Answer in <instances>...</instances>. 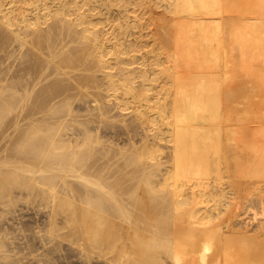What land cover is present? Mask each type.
<instances>
[{"label": "bare ground", "instance_id": "1", "mask_svg": "<svg viewBox=\"0 0 264 264\" xmlns=\"http://www.w3.org/2000/svg\"><path fill=\"white\" fill-rule=\"evenodd\" d=\"M235 1L0 0V264H264V0Z\"/></svg>", "mask_w": 264, "mask_h": 264}, {"label": "rangeland", "instance_id": "2", "mask_svg": "<svg viewBox=\"0 0 264 264\" xmlns=\"http://www.w3.org/2000/svg\"><path fill=\"white\" fill-rule=\"evenodd\" d=\"M240 1V2H239ZM246 1V0H245ZM244 0H236L235 1V6L237 5H240L241 7L243 6V2H245ZM242 4V5H241ZM115 9H116V7H114ZM157 9V8H156ZM155 9V11H156V15H157V12H158V14H159V16L157 15V19H158V17H159V19H161V17H160V15H162V17H164L165 15H164V13H161V9L159 10V9H157L156 10ZM161 13V14H160ZM246 14V13H245ZM245 14H243V15H245ZM240 12H232V13H230V14H225V21L226 20H230V19H232V18H241V17H244ZM232 17V18H231ZM153 28H151L150 30H152ZM143 31H145V29H143ZM149 35H151V34H149ZM148 35V37H150ZM264 56H262L261 58H259V60H258V58H256L255 60L257 61V62H259L260 63V67H259V63H258V65H257V62H255V61H253L252 60V62H254V63H251V70H252V72H257L256 73V75H254V73H253V75L252 76H250V77H248V79L249 80H258V81H261L262 82V84H263V87H264V71L262 70V69H264ZM254 64V65H253ZM252 67H255L254 69H252ZM259 69H260V71H263V74H261L262 72H259ZM258 70V71H257ZM258 74L259 75H261L262 77H258ZM182 89V87H177V88H175L174 90H181ZM186 90V89H185ZM184 90V91H185ZM188 90V89H187ZM259 97V96H258ZM257 96H256V99L258 98ZM188 98V97H187ZM260 99V98H259ZM263 99V98H262ZM187 100V99H186ZM258 100V99H257ZM190 102V100H187V104ZM263 112V114H264V109H262V110H259V112ZM261 113H258L257 112V114H256V116H258V117H261V119L260 118H256V120L254 119V120H252V118H251V116L250 115H248V114H245L244 116H242V121H243V133H244V135H245V140L248 142V144H251V148H250V152H251V154L252 155H256V154H261L264 150L263 149H261L259 146H258V144L259 145H264V138H262V137H260L259 136V132H261L263 129V127H264V120H262V119H264V115H260ZM260 115V116H259ZM238 116V118L240 117L241 118V116L240 115H237ZM212 118H213V116H212ZM258 126V127H257ZM228 127H231V125H229ZM259 129V130H258ZM264 131V130H263ZM258 136H259V139H258ZM261 138V139H260ZM258 139V140H257ZM254 142V143H253ZM191 149V148H190ZM258 182V183H257ZM263 182V183H262ZM257 185V186H256ZM253 186H256L255 188L253 187ZM262 187H264V180H255V182L254 183H252L251 185L249 184L248 185V187H247V190L245 191V193H244V196H243V198H242V202H243V200H244V202H243V204H242V208H241V213H245V212H248V213H245L244 215H243V217L244 218H246V216L248 215V218L250 217L251 218V222H253V223H248V218H247V221L246 222H244L245 220H243V221H241V223H242V225L243 226H248L247 228H251L250 229V231H251V233H250V231H249V233L250 234H256V228H257V224H255L256 223V216H261L260 214L259 215H256L255 213H254V211L253 210H250L249 211V207H254V205H255V208H258L259 209V207H260V203L259 204H257V202H259L258 201V198H259V196L261 195V194H264L263 192H264V190H263V188L261 189ZM257 189H258V191H257ZM260 189V190H259ZM250 191H251V193H250ZM255 193H254V192ZM257 191V192H256ZM260 192V193H259ZM247 194H248V196H247ZM253 194H255V195H253ZM246 197H247V199H246ZM245 199H246V201H245ZM254 199V200H253ZM253 200V201H252ZM251 203H252V206H249V205H251ZM18 204H21V206H25V209L22 211L23 213H22V215L21 216H23V218L24 219H26V221L28 222V223H30V224H33V222H34V218L36 217L35 215V213H37V206L36 207H32L33 205L30 203V200L29 201H27L25 198H19L18 199V201H17V203L15 204V205H18ZM0 205H3V204H0ZM249 207H248V206ZM256 205H257V207H256ZM245 206V207H244ZM259 206V207H258ZM3 207H4V209L6 208L5 207V205H3ZM3 207L2 206H0V209L1 210H3ZM244 208V209H243ZM246 210V211H245ZM243 211H245V212H243ZM40 215H41V211H40V213H39ZM8 215L9 216H11L12 214L11 213H8ZM31 217V218H30ZM42 218V217H41ZM42 220V219H41ZM250 220V219H249ZM244 222V223H243ZM249 224V225H248ZM252 224V225H251ZM254 224V225H253ZM252 226V227H251ZM254 226V227H253ZM252 228H254V229H252ZM253 231V232H252ZM28 232V236H31V234H30V232L29 231H27ZM26 232V233H27ZM21 234V235H20ZM237 234V233H236ZM234 235L235 237H240L239 236V234L238 235ZM18 235H20L19 237H23V233H18ZM41 243H39L38 245L39 246H41L40 245ZM63 245H65V246H63V248L64 249H62V251H58V252H56V254L52 257L51 256V258L49 259H44L45 261H43V264L45 263H47V264H82L83 262V264H85V261L82 259V258H80L79 257V254H77V249L75 250V248H73V247H71V248H73V249H71L70 247H69V245H66V243L65 244H63ZM69 249V250H68ZM40 250H44V248H42V249H40ZM61 252V253H60ZM64 252V253H63ZM76 252V253H75ZM75 253V254H74ZM25 257H24V256ZM78 257H77V256ZM31 256V257H30ZM27 257V258H26ZM69 257V258H68ZM54 258V259H53ZM17 259H23L22 261L20 260V262H18L17 264H35V262H36V260L34 259V258H32V255H25V254H20V255H18V257H17ZM51 259H52V261H51ZM47 260H48V262H47ZM32 261V262H31ZM50 261V262H49ZM25 262V263H24ZM98 262V263H97ZM37 264H39L38 262H36ZM94 263H96V264H104V263H101V262H99V261H97V260H94ZM40 264H42V262L40 263Z\"/></svg>", "mask_w": 264, "mask_h": 264}]
</instances>
